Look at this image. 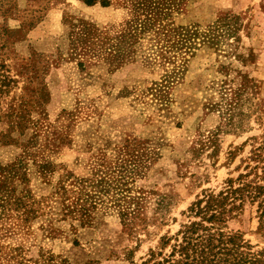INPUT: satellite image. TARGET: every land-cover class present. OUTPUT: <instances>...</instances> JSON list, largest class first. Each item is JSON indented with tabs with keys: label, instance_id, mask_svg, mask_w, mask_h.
Returning <instances> with one entry per match:
<instances>
[{
	"label": "rangeland",
	"instance_id": "rangeland-1",
	"mask_svg": "<svg viewBox=\"0 0 264 264\" xmlns=\"http://www.w3.org/2000/svg\"><path fill=\"white\" fill-rule=\"evenodd\" d=\"M105 1L0 0V264H152L201 220L191 203L264 186V0ZM81 179L89 224L61 213ZM257 204L222 215L249 256Z\"/></svg>",
	"mask_w": 264,
	"mask_h": 264
},
{
	"label": "trees",
	"instance_id": "trees-1",
	"mask_svg": "<svg viewBox=\"0 0 264 264\" xmlns=\"http://www.w3.org/2000/svg\"><path fill=\"white\" fill-rule=\"evenodd\" d=\"M81 1L86 5H93L98 0ZM100 4L107 6L108 3L105 0H100ZM195 35L196 31L194 30L185 31L187 38L194 37ZM242 179L244 177L239 175L237 178L239 185L237 187L232 186V188L230 185L225 194L223 192L217 195L208 194L205 201L198 199L191 203L188 208L189 212L194 216H201V220L198 222L191 221L185 225L184 229L180 231V242L173 244L172 250L166 258H163L162 261H154L152 264H264V252L249 256L247 251L242 250V247L246 244L238 232L233 230L223 232L221 230L224 226L222 223L225 221L222 215L225 212L229 213L231 209L232 212L234 210H241L245 203L251 205L254 201L258 200V229L262 230V235L264 236V196L261 197L264 192V186L252 181L243 182ZM85 182L86 180L84 179L77 182V191L72 192V196H67L64 186L59 188V195L61 198V213L64 217L78 218L82 224H89L95 219V202L93 200L94 195L87 193ZM121 186L126 185L121 182L120 185L113 187L114 192L112 194L108 193L109 189L105 193L110 195V198L115 197L114 193L118 196L120 195V197H125L122 195L124 190ZM229 198H232L230 202H228ZM13 202L22 203L20 197H16ZM202 202H205L204 206H201ZM136 204L138 205L139 202ZM225 204L230 205V208L226 210ZM135 209H138V207ZM135 212L134 209L121 212L127 225L126 229L130 233L135 231L133 229V221L130 218ZM235 216L236 214H232V218ZM202 221L211 223V225L204 226ZM200 229L201 233H198ZM214 240H217L216 243ZM166 243L164 242L163 244ZM175 254H178L177 258L174 257ZM156 255H160V253ZM150 256L151 258L155 256L153 251H151ZM10 259L12 260L10 264H71L65 258L55 256L49 251H40L35 257H25L17 254L11 256ZM85 264L89 263L86 262Z\"/></svg>",
	"mask_w": 264,
	"mask_h": 264
}]
</instances>
